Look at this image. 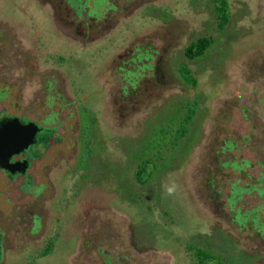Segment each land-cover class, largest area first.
Masks as SVG:
<instances>
[{"label": "flooded vegetation", "instance_id": "af4514ba", "mask_svg": "<svg viewBox=\"0 0 264 264\" xmlns=\"http://www.w3.org/2000/svg\"><path fill=\"white\" fill-rule=\"evenodd\" d=\"M11 2L0 0V9L8 10L0 12V163L5 150L15 148L29 130L34 133L30 144L7 158L8 168L0 167V264H185L187 254L192 262L204 264L205 250L201 245L189 248L185 244L182 257L176 248L179 240L174 239L172 244L156 229L158 233L152 241L150 232L140 227L131 229L134 216L124 221L125 216L130 218L119 206L123 198L117 191H103L105 199L100 203L96 196L89 195L88 183L81 188L79 179H72L75 171L84 166L82 162H88L87 170L91 167L95 171L97 155L105 148L101 145L96 149L93 143L99 133L95 127L96 110L84 97L75 95L74 87L68 83L79 81L74 71L80 62L92 66L98 81H115L118 93L107 96L118 108L111 112L119 117V100L124 101V96L138 100L136 88L130 86L136 65L146 67L152 63L159 81H167L163 74L170 69V59H161V54L180 52L186 57L185 53L196 50L198 43L209 41L203 33V18L195 19L199 25L188 24L202 14L197 7L203 0H32L27 1L29 5L24 0ZM20 19L23 23L16 22ZM44 21L57 33L59 41L53 42ZM159 60L165 64L163 74L156 70ZM178 70L186 81L185 63H180ZM155 88L144 86L141 100L150 99ZM247 110L253 114L255 109L245 108L243 114ZM217 132L211 140L218 147L208 152L199 165L200 171L190 175L196 183L191 191L196 197L209 194L210 189L203 190L200 182L216 183L223 175L228 182L229 225L237 230L249 225L260 232L264 218L257 227L252 218L257 207L244 211L232 207L242 192L250 197L254 192L255 198H260L264 162H256L259 169L248 174L252 163L239 156L241 150L235 140L230 139L227 146V138H220ZM7 134L11 135L10 141L2 142ZM243 141L248 153L255 155L257 151L259 158H264V130L249 125ZM226 153L231 156L228 162L221 160ZM116 165L119 166L118 159ZM56 175L63 179L57 186ZM135 180L138 182L137 176ZM64 181L75 190L65 191ZM108 199L115 206H108ZM211 214L216 215L214 211ZM205 261L216 264L214 259Z\"/></svg>", "mask_w": 264, "mask_h": 264}, {"label": "rangeland", "instance_id": "374dc122", "mask_svg": "<svg viewBox=\"0 0 264 264\" xmlns=\"http://www.w3.org/2000/svg\"><path fill=\"white\" fill-rule=\"evenodd\" d=\"M11 3H20V0ZM11 5L17 10L15 4ZM197 9L202 14L188 24L202 23L209 44L200 55L189 60L180 52L161 54V59H170L167 67L170 69L164 72L165 64L159 60L156 70L164 72L167 81H159L152 63L146 67L142 63L136 65L135 79L130 86L136 88L138 100L134 102L126 96L122 98L124 101L119 100V117L111 112L117 107L107 96L118 93L119 84L98 81L99 76L92 66L84 62L76 65L74 74L79 81L68 83L74 87L75 95L84 97L91 109L96 110L95 127L99 133L95 134L93 143L96 149L103 145L105 150L97 155L95 171L91 167L87 170L88 162H82L84 166L75 171L72 179H79L81 188L88 183L89 195L96 196L100 203L105 199L103 191L107 194L117 191L123 198L119 206L130 218L125 216L124 221L134 216L131 229L140 227L139 230L150 232L152 241L156 239L157 230L172 244H175L174 239L179 240L176 248L180 254L185 244L189 248L198 244L205 250L204 264H210L205 261L209 258L216 264H264V228L256 232L248 225L237 230L228 223V182L224 176L207 186L200 182L201 188H209L211 193L199 197L191 191L196 183L190 179V175L200 171L199 165L208 152L218 147L211 140L217 131L220 138H227L225 145L228 146L230 139L235 140L241 150L239 156L252 163L248 174L259 169L256 162H264L257 151L255 155L248 153V145L243 141L249 125L264 130V0H203ZM2 10L1 13H8L6 7ZM199 18H203L201 23L195 21ZM16 22L23 23V19ZM47 26L53 42L59 41L55 38L57 33L44 21V27ZM180 63H185L186 81L179 74ZM147 85L156 88L151 98L144 101L141 100L143 88ZM248 107L255 109L253 114H249V110L243 114V109ZM91 156L95 155L91 153ZM230 159L226 153L221 160ZM137 169L139 175L135 174ZM225 171L228 173L227 167ZM55 178L56 186L60 185L63 179L58 175ZM64 182L65 191L75 190L68 181ZM243 183L241 180L240 184ZM251 195L242 192L232 209L239 207L244 211L247 207H257L256 214L252 213L257 227L264 218L261 212L264 190L260 198H255L254 192ZM111 205L115 206V202L108 199V206ZM212 211L216 215H212ZM187 256L185 264H196L189 254ZM173 257L180 261L177 255Z\"/></svg>", "mask_w": 264, "mask_h": 264}, {"label": "water", "instance_id": "95a60500", "mask_svg": "<svg viewBox=\"0 0 264 264\" xmlns=\"http://www.w3.org/2000/svg\"><path fill=\"white\" fill-rule=\"evenodd\" d=\"M33 133H34V130L33 129H31V130H29V132H28V134H27V137L25 138V139H22V140H19V141H17V144H16V146H15V148L14 147H12V148H10V149H8V150H5L4 151V153H3V163H0V167H2V168H8V165L7 164H5L6 162H7V158L12 154V153H17V152H19L20 150H22V148H24V147H26L28 144H30L31 142H32V137H33ZM11 135L9 134H7L6 136H5V138L2 140V142H4V141H10V137ZM12 138V137H11ZM15 144V143H14ZM1 150V149H0ZM7 165V166H6ZM11 171V170H10Z\"/></svg>", "mask_w": 264, "mask_h": 264}, {"label": "trees", "instance_id": "16d2710c", "mask_svg": "<svg viewBox=\"0 0 264 264\" xmlns=\"http://www.w3.org/2000/svg\"><path fill=\"white\" fill-rule=\"evenodd\" d=\"M208 42L209 41L207 39H204L203 42H202V44L201 43H198L196 45V50H194L192 53H185L186 57L187 58H192L194 56L200 55L203 52V50L206 48ZM184 72H185V70H184ZM187 116H189V115H187ZM135 174L136 175H139V170L138 169L135 171Z\"/></svg>", "mask_w": 264, "mask_h": 264}]
</instances>
